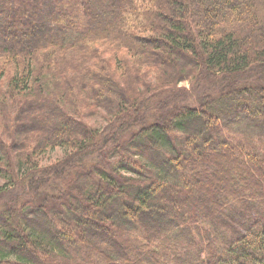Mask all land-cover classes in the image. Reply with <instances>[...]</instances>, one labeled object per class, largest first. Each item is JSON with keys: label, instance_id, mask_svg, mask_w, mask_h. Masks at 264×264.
Wrapping results in <instances>:
<instances>
[{"label": "trees", "instance_id": "16d2710c", "mask_svg": "<svg viewBox=\"0 0 264 264\" xmlns=\"http://www.w3.org/2000/svg\"><path fill=\"white\" fill-rule=\"evenodd\" d=\"M0 264H264V0H0Z\"/></svg>", "mask_w": 264, "mask_h": 264}, {"label": "rangeland", "instance_id": "374dc122", "mask_svg": "<svg viewBox=\"0 0 264 264\" xmlns=\"http://www.w3.org/2000/svg\"><path fill=\"white\" fill-rule=\"evenodd\" d=\"M108 56V55H107ZM110 57H112V56H108V57H106V59H110ZM180 86L181 87H186V86H188L187 88H189V84L188 83H182V84H180ZM98 121H100V120H98ZM48 152V151H47ZM63 157V151H61V150H59V149H55V150H53V151H50V152H48L47 154H46V158L45 159H43V162L41 163V166L42 167H44V166H46V165H48L49 164V162H54V161H56V160H58V159H61ZM3 200H5V199H3Z\"/></svg>", "mask_w": 264, "mask_h": 264}]
</instances>
